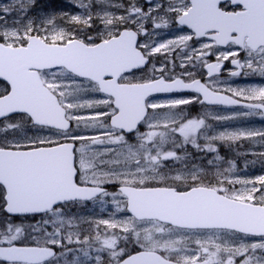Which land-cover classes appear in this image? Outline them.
<instances>
[{
  "label": "snow or ice",
  "instance_id": "snow-or-ice-1",
  "mask_svg": "<svg viewBox=\"0 0 264 264\" xmlns=\"http://www.w3.org/2000/svg\"><path fill=\"white\" fill-rule=\"evenodd\" d=\"M72 2L63 23L0 7V264H264V175L219 151L264 165V129L207 123L264 119V86L221 79L264 78V0ZM170 26L191 31L152 39Z\"/></svg>",
  "mask_w": 264,
  "mask_h": 264
},
{
  "label": "rangeland",
  "instance_id": "rangeland-1",
  "mask_svg": "<svg viewBox=\"0 0 264 264\" xmlns=\"http://www.w3.org/2000/svg\"><path fill=\"white\" fill-rule=\"evenodd\" d=\"M57 2V3H55ZM140 3V0H138ZM61 4H65L64 6ZM10 1L9 0H0V7L9 6ZM75 7L73 6L72 0H44L42 3H40L38 6H36V10L34 12H31L29 15V18L36 21L37 24L44 21L48 17H55L57 20V23H63V21L60 19L62 16H64L67 13H76L71 12ZM113 11H121V9H113ZM16 15V13H13V16ZM4 22H0V27L3 26ZM13 23V20L11 18L8 19L7 24L11 25ZM65 27H71V25H65ZM165 32H159V34L155 37H153V40H167L170 38H175L179 35H177L174 32H170L168 30L167 35H165ZM157 62L165 63V57L163 55L157 54L155 57H153ZM179 60H177V64H179ZM158 66V65H157ZM259 86L255 83V80H251L247 86ZM238 87H242V84L239 83ZM156 99V98H154ZM161 100H164L166 98H160ZM222 115H229V114H222ZM213 129L216 131H221L225 128L230 130H235L237 128L242 129H248V128H256V129H264V120L260 117L253 116L249 118H238L234 120L229 121H221L220 124H214L212 125ZM80 143V142H77ZM243 143L244 147L237 150L236 146L233 145L231 148H229L226 144H220L219 145V151H221V155L225 156L226 153L234 154L232 158H226L228 160H235L237 164L239 165L238 175L242 177H248V178H256L260 175H264V165L260 163L253 164L251 162V158L246 163V158L243 155V152L245 149H259L258 145H252L249 142H241ZM224 153V154H222ZM203 159V156L201 158L196 159L195 163L199 164L201 160ZM111 187V186H110ZM237 187H240V185H237ZM111 211L110 205H105L103 208L99 204H93L88 203L86 207H80V208H74L73 212L77 215H82L87 219H98V218H109V214ZM122 215V214H121ZM84 231L89 232L91 229L87 227V225H84ZM131 248V246H130Z\"/></svg>",
  "mask_w": 264,
  "mask_h": 264
},
{
  "label": "flooded vegetation",
  "instance_id": "flooded-vegetation-1",
  "mask_svg": "<svg viewBox=\"0 0 264 264\" xmlns=\"http://www.w3.org/2000/svg\"><path fill=\"white\" fill-rule=\"evenodd\" d=\"M173 29H176L174 31V33H177L179 35L181 34H188L190 33L191 30L187 29L186 27L181 29L179 26H171ZM149 31H150V28H149ZM153 38V37H152ZM145 39L144 36H141L140 37V40L143 41ZM205 38H201V40H204ZM190 44H193V45H199L200 41H197V40H193L191 42H189ZM226 50V49H225ZM209 61L210 62H215V57L214 56H211V57H208ZM153 63L155 65H161L163 64V62L159 63L157 62V60H155L153 58ZM178 65V64H177ZM223 66H224V71H222L221 73V79L226 82V83H229L231 84L232 86H235V87H238L239 83L242 84V87H246L247 84L251 81V80H255V83L261 85V86H264V78H261V77H258V76H240V77H231L229 75V72L227 71L228 69H232L234 66L231 65L228 61H224L223 62ZM183 71L182 69H180L179 67H177L176 69V72H177V75H179V73ZM157 75H159V73H157ZM192 95V93L190 92H187V93H184V94H178V95H161V96H153L151 98H149L150 100L151 99H154V98H157V97H180V96H190ZM187 109L190 110V112L188 114L192 115V116H196V115H204V111L201 109V106L200 105H188V106H185ZM215 108V113L214 114H232L234 112H237V111H243V109L241 108H234V107H222V106H216L214 107ZM259 117V116H257ZM264 120V119H263ZM221 121H216V120H213L209 117V119L207 120V123H210L211 125H214V124H220ZM193 151H195L194 149H191ZM231 155L234 156V154H231V153H226V157H230L231 158Z\"/></svg>",
  "mask_w": 264,
  "mask_h": 264
}]
</instances>
